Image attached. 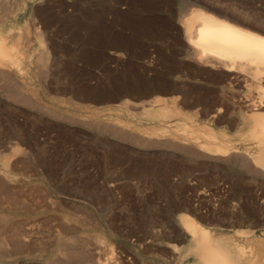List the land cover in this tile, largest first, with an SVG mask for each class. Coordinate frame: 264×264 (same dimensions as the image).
Masks as SVG:
<instances>
[{
    "label": "rangeland",
    "instance_id": "374dc122",
    "mask_svg": "<svg viewBox=\"0 0 264 264\" xmlns=\"http://www.w3.org/2000/svg\"><path fill=\"white\" fill-rule=\"evenodd\" d=\"M193 5L264 23V0H0V264H202L183 215L264 250L255 143L195 140L237 141L250 91L195 63Z\"/></svg>",
    "mask_w": 264,
    "mask_h": 264
},
{
    "label": "bare ground",
    "instance_id": "6f19581e",
    "mask_svg": "<svg viewBox=\"0 0 264 264\" xmlns=\"http://www.w3.org/2000/svg\"><path fill=\"white\" fill-rule=\"evenodd\" d=\"M188 9V14L181 20L182 33L185 43L194 55L195 63L219 72V75L225 80L233 81L236 84L239 82L243 83L245 88L250 91V94L248 93L249 95L245 97L242 94L244 97L242 102L243 108L242 115L238 119V121L240 120L238 124L235 122L237 121V116L234 117V104L229 103L226 105V110H224L229 113L227 117L229 121L232 120V123L235 122L236 124L238 134L235 137L237 141L234 140L235 138L228 137L227 135L218 137L212 132H209L206 138H201V135H196V132L195 140L199 142L201 139L204 143H212V145H209L214 149L219 148L217 147V143H255V147L253 148H256V155L254 154L255 157L252 160L247 159V161L250 160V164L255 171L264 176V23L252 26L249 22L252 19H249V17L247 22H240L234 20V18L221 15L217 11H211L199 6L193 5ZM2 22L4 21L2 20ZM5 41L7 42L8 40L3 38V36L0 37V69L3 70L9 68V64H16L18 61L15 47L7 46ZM17 42H14L16 43L15 45H17ZM39 64L41 65V63ZM11 70L12 68H10ZM19 98L21 99V97ZM172 100L174 101L175 99L173 98ZM129 102L125 103V105H130ZM239 107L241 108V105ZM215 113L220 114L221 110L218 109V112ZM216 114L212 118H222L220 115L217 117ZM245 128L247 132L243 134L242 132L245 131ZM212 148L210 149L215 155L220 154L215 152L216 150L219 151L220 148L215 149V151ZM193 149L195 150L194 147ZM224 152L228 154L230 152L229 147ZM247 161H243V166L245 165L246 168L247 166L249 167V162ZM180 223L183 233L191 237V242L196 247L199 248L200 246L203 249L199 256L202 264H264V250H259L258 247L249 246L248 244V246L244 244L233 245L216 240L208 230L202 228L193 219L185 215L180 218Z\"/></svg>",
    "mask_w": 264,
    "mask_h": 264
}]
</instances>
